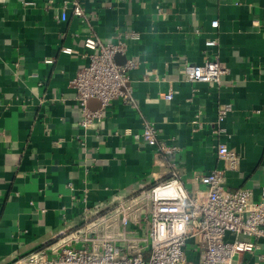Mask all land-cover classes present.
Listing matches in <instances>:
<instances>
[{"label": "crops", "instance_id": "crops-1", "mask_svg": "<svg viewBox=\"0 0 264 264\" xmlns=\"http://www.w3.org/2000/svg\"><path fill=\"white\" fill-rule=\"evenodd\" d=\"M62 2L0 0V264L61 243L90 219L103 233L145 229L138 220L149 208L148 188L165 174L154 146L140 137L144 120L178 146L174 159L190 191L193 176L224 167L216 154L224 142L239 156L237 168L224 172L225 186L248 188L258 201L264 187V0H81L83 17L69 4L59 21ZM130 29L139 38L115 60L139 61L128 82L137 107L115 98L98 122L83 127L70 86L88 62L83 38L93 34L111 43ZM208 39L216 44L206 45ZM208 58L228 69L220 83L186 81L184 64ZM168 90L170 100L163 97ZM225 104L231 110L218 123ZM98 106L96 100L90 105ZM119 205L128 208L126 225ZM98 209L103 220L94 215ZM239 238L257 248L234 261L264 264V238Z\"/></svg>", "mask_w": 264, "mask_h": 264}, {"label": "built area", "instance_id": "built-area-1", "mask_svg": "<svg viewBox=\"0 0 264 264\" xmlns=\"http://www.w3.org/2000/svg\"><path fill=\"white\" fill-rule=\"evenodd\" d=\"M62 4L59 21L66 20L69 4L74 16L83 17L81 0H63ZM210 26L216 28L218 20H212ZM138 38L139 33L131 29L118 31L116 41L111 43H103L93 34L83 38L87 49L83 56L88 62L70 80L81 110L80 124L83 127L98 122L115 98L137 107L128 82L129 72L139 66V61L126 58L119 64L115 57L124 54L129 41ZM205 44L214 45L216 40L208 39ZM62 50L70 51L69 48ZM44 61L52 62L50 59ZM183 68L185 80L191 83L219 84L221 76L228 72L218 58H208L202 64L185 63ZM172 96L171 90L163 94L166 100ZM92 99L99 102L97 108L90 107ZM230 110V104L217 110L218 123ZM193 123L200 127L198 120ZM140 137L154 146L165 174L148 188L149 208L140 212L138 220V224L146 225L145 229L137 225L138 228L132 231L123 228L117 233H103L93 226L95 221L90 219L86 222L89 227L81 232H72L61 243L33 250L11 264H241L234 261L236 255L253 253L257 248L255 242L241 240L239 236L255 240L264 238V187L260 199L254 202L250 189L229 190L225 186L224 172L238 166L236 152L224 142H219L216 154L224 162V167L193 176L196 185L190 191L184 185L174 159L178 146L159 138L156 126L149 120L143 121ZM127 209L122 205L118 207L122 225L129 221ZM94 215L104 219L99 209L94 211ZM227 234L232 236V240H227Z\"/></svg>", "mask_w": 264, "mask_h": 264}, {"label": "water", "instance_id": "water-1", "mask_svg": "<svg viewBox=\"0 0 264 264\" xmlns=\"http://www.w3.org/2000/svg\"><path fill=\"white\" fill-rule=\"evenodd\" d=\"M93 102H95L94 99L90 100V101H89V105H91Z\"/></svg>", "mask_w": 264, "mask_h": 264}, {"label": "rangeland", "instance_id": "rangeland-1", "mask_svg": "<svg viewBox=\"0 0 264 264\" xmlns=\"http://www.w3.org/2000/svg\"><path fill=\"white\" fill-rule=\"evenodd\" d=\"M147 205V204H146ZM149 207V204H148V206H147V208Z\"/></svg>", "mask_w": 264, "mask_h": 264}]
</instances>
